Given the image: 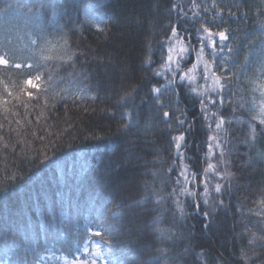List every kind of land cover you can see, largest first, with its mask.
I'll use <instances>...</instances> for the list:
<instances>
[{
  "label": "trees",
  "instance_id": "obj_1",
  "mask_svg": "<svg viewBox=\"0 0 264 264\" xmlns=\"http://www.w3.org/2000/svg\"><path fill=\"white\" fill-rule=\"evenodd\" d=\"M42 2L54 3L57 0H0V6L11 3L22 7L39 5ZM59 2L63 3V0ZM182 2L188 4V0ZM217 2L224 7L225 15L229 7L241 5L239 15L230 20L229 24L233 29H239L232 42L246 44V34L258 31L260 23L264 21V16L257 11L258 8L264 10V0ZM171 3L172 0H71L72 23L68 24V27L72 28V32L67 33V37L72 50L81 53L76 61L77 73L85 72L88 79L83 80L81 77L78 82L77 78L66 77V82L58 84L57 90L67 89L66 104L57 96L55 101L50 99L49 106L45 108L43 99L37 104L35 101L29 102L26 96H21V100L28 103L29 107H14L17 101L12 100L9 107H12L13 112H19V116L9 114L8 120L12 121L10 125L0 112V122L4 124V128L0 130V188L7 189L0 191V264H32L33 258H38V255L68 259L80 255L76 249L83 247V240L65 234V224L69 218L73 222L78 220L79 226L83 228L87 222L100 218L101 213H124L123 220L115 225L121 233L114 237L118 243L105 249L107 261L111 264H143L155 254L157 245L154 243L155 236L152 231L153 218L159 217L158 227L165 232L173 227L174 208L170 204L165 205L166 211H149L145 215H130L143 211V208H115L121 201L130 204L140 199L145 181L155 180L157 187L161 186V178L172 163L170 152L165 150L166 138L159 135L150 136L148 139L154 140V145H141L136 149V155L143 156L146 160L152 161L158 156L162 161L149 163L147 166H144L143 161H127L121 141H118L120 146L112 151L107 140L90 138L93 134L105 136L115 132L116 123L109 120L100 109L113 106V101L121 91V85L125 83V80L121 79L124 75L120 71L121 65L128 66L133 75L138 77L140 73L137 70L147 52L149 40L153 44V58L159 63L160 51L157 41L163 38L162 27L168 24L166 16ZM204 3L210 5L212 0H204ZM232 10L237 11L235 7H232ZM244 12H247V16L240 18ZM47 17V39L50 41L51 54L56 57L59 55V45L62 44L61 37L67 31L64 25L69 17H62L61 13L53 15L51 10ZM101 17L109 21L108 31L104 33L97 32L89 25V21L95 24ZM6 19L10 17L0 15V27L5 25ZM172 20L175 21V14ZM101 27L105 25L102 24ZM26 44L27 36L20 41L13 39L12 48L18 57L17 62L29 57L30 52L25 47ZM192 44L198 47L194 38ZM246 52L248 48L245 46L239 53L241 61ZM257 53L259 54V49ZM193 60L194 53L191 59L186 58L185 68H190ZM26 78L27 73L23 69L0 70V81L6 82L14 94L19 93L22 81ZM243 83L241 81V91ZM197 84H200V81H194L192 87H197ZM45 86L42 84L39 92L35 89L29 90L33 91L34 95H40ZM3 88L4 84L0 83V93ZM73 94L84 97V101L74 104ZM92 96H99L100 99L93 102ZM191 100L192 96L189 95V99L185 101L189 107V118L197 115V108L192 106ZM53 102L56 103L55 109L51 107ZM38 115L39 122L36 119ZM16 120H19L20 124H17ZM201 125L202 121L198 118L195 130L189 137L190 148L186 151V155L192 159L185 161L189 164L190 171L196 172L198 176L207 167L202 159L206 151L204 141L207 139V133ZM243 127L244 125L236 124L230 132V138L240 136ZM41 136L44 137L43 140L39 138ZM53 141L54 145L50 143ZM236 143L239 144V141ZM154 147L159 148L158 154L144 150ZM236 150L245 151L239 147ZM261 150H264V140L256 144L252 154L255 155ZM45 152L54 163H41ZM232 158L236 159L235 156ZM153 171L160 175L154 178L150 174H143ZM171 175L174 180L176 172ZM237 175L243 176L240 180L241 188L233 193L227 216L221 212L210 232L203 230L202 217L196 215L192 207L193 200L198 197L180 198L185 211L190 213L186 222L181 223L191 227H186L185 237L176 241L177 251H182L191 244L193 253H199L201 249L208 253V264H214L216 258H222L224 264H236L230 254L239 256V248L251 247L247 244L250 233L242 238L239 235L246 222L240 221L239 218L243 212L252 221L258 222L261 219L256 213L264 210V206L260 204L264 192L258 183L261 180L258 172L249 174L245 171ZM195 183L199 184V179ZM171 186L169 181L165 191L170 190ZM192 190L202 193L203 188L201 186ZM225 203H228L227 199ZM153 207L152 203L146 205L147 209ZM203 210L204 206L201 204V211ZM114 219L118 220L119 216ZM233 224L237 230L235 238L231 231ZM53 235L55 239L52 238ZM36 243L40 245L38 254L31 250ZM248 255L252 253L248 252ZM258 255L264 260V253L258 251ZM157 259L163 264L160 257ZM185 259L187 264H201V260L192 253ZM181 264L184 262L181 261ZM252 264H259V261L253 260Z\"/></svg>",
  "mask_w": 264,
  "mask_h": 264
},
{
  "label": "snow or ice",
  "instance_id": "obj_2",
  "mask_svg": "<svg viewBox=\"0 0 264 264\" xmlns=\"http://www.w3.org/2000/svg\"><path fill=\"white\" fill-rule=\"evenodd\" d=\"M232 7L237 11H233ZM232 7L228 8L225 15L224 7L219 5L217 0H212L210 5L204 3V0H188L187 5L182 0H172L167 10L168 24L162 27L163 38L157 41L160 51L159 63L157 64L153 58V44L149 40L147 52L137 70L140 73L138 77L133 75L128 66L121 65L120 71L124 74L121 79L125 80V83L121 85V91L113 101V106L100 109L101 113L116 123L115 132L105 136L93 134L90 137L107 140L112 151L120 146L118 141L123 142L122 151L127 161H143L144 166L162 161L158 156L152 161L146 160L143 156L136 155V149L141 145H154L155 141L148 139L150 136L159 135L166 138L165 150L170 152L172 163L161 178V186L157 187L155 180L145 181L140 199L130 204L121 201L115 205L117 209L125 207L144 209L130 215H145L149 211L163 212L167 210L166 204L174 208L173 227L166 232L158 227L159 217L153 218L152 231L157 246L155 254L143 264H160L157 257L163 260V264H181V261L187 264L185 258L190 253L200 259L201 264H208L206 259L208 253L204 249L199 253H193L191 244L182 251L176 249V241L185 237L186 227L189 229L191 227L181 223L186 222L190 215L185 211L181 197H198L193 200L192 207L195 214L202 217L203 230L210 232L221 212L227 216L231 208L232 195L241 188L240 180L243 176H238L237 173L258 172L261 177L258 183L264 192V150L252 154L256 144L264 140V21L260 23L258 31L246 34L248 35L246 44H235L232 41L239 29H233L229 21L239 15L241 5L236 4ZM71 8V0H63V3L59 0L54 3L42 2L39 5L22 7L11 3L0 6V15L10 17L6 19L5 25L0 27V70L23 69L27 73V78L22 81L17 94H14L6 82L0 81L4 84L3 92L0 93V112L4 114L5 120H8L9 114L19 116V112H13L12 107H9L12 100L17 101L14 107L22 106L25 109L29 104L22 101L21 96H26L29 102L35 101L37 104L43 99L45 108L49 106V100L55 101L57 96L66 104L67 89L57 90L58 84L66 82V77L77 78L78 82L81 77L83 80L88 79L85 72L77 73L76 61L81 53L72 50L67 37V33L72 32V28L68 27V24L72 23ZM49 10L53 15L61 13L62 17H69L64 25L67 31L61 37L62 44L59 45L60 51L56 57L51 54L50 41L47 39L46 20ZM257 11L264 16V10L258 8ZM14 12L17 15H12ZM173 14L175 21L172 20ZM245 16L247 12L240 15V18ZM108 23L109 21L103 17L95 24L89 21V25L99 33L108 31ZM102 24L105 27H101ZM24 36H27L25 47L30 55L27 60L17 62L18 57L12 48L13 39L20 41ZM193 38L198 42V47L192 44ZM245 46L248 52L241 61L239 53ZM193 53L191 67L185 68L186 58L191 59ZM54 60L59 62L55 63ZM194 73L196 75H193ZM194 81H203V84L192 87ZM241 81L244 82L243 91ZM42 84L46 86L40 95H34L33 91L29 90L35 89L39 92ZM189 95L192 96V106L197 108V115L191 118L188 104L185 103ZM99 99V96L91 97L93 102ZM77 101L83 102L84 97L73 94L72 102L76 104ZM51 107L55 109L56 103L53 102ZM198 118L207 133V139L204 141L206 151L202 157L207 167L199 176L196 172L190 171L189 164L185 163L192 159L186 155V151L190 148L189 137L195 130ZM36 119L39 122L40 115ZM15 122L20 124L19 120ZM8 123L10 125L12 121L8 120ZM236 124L244 127L241 129V135L233 139L230 138V132ZM3 128L4 124L0 122V130ZM39 138L44 139L43 136ZM237 140L239 144L236 143ZM50 143L54 145V141ZM238 147L245 151H237ZM144 150L159 153L158 147ZM55 151L54 147V154ZM43 155L44 160L41 163L55 162L46 152ZM233 156L236 159H233ZM173 172H176L174 180L171 175ZM143 174H150L154 178L160 175L155 171ZM197 179L199 184L195 183ZM169 181L172 186L170 190L165 191ZM201 186L202 193L192 190ZM6 190L0 188V191ZM225 199L228 200L227 204ZM148 203H152L154 207L147 209ZM201 204L204 206L203 211ZM260 204L264 206V198L260 200ZM256 215L261 217L258 222L250 220L243 212L240 214V221L246 222L239 235L242 238L250 233L247 244L251 247L239 248V256L235 253L230 254L236 264H252L253 260L264 264V260L258 255V251L264 253V210L257 212ZM117 216L119 219H114ZM123 217V212L101 213L100 218L87 222L83 228L79 226L78 220L73 222L69 218L65 224V234L82 239L83 247L76 249L80 256H74L67 264H111L107 261L105 249L118 243L114 237L121 233L115 225L121 222ZM231 231L235 238L237 231L235 224ZM188 235L191 236L190 230ZM45 238L48 239L47 236ZM52 238L55 239V235ZM39 248L40 245L36 243L31 250L38 254ZM248 252L252 255H248ZM44 259V256L38 255V258H33L32 264H43ZM214 264H224V261L222 258H216Z\"/></svg>",
  "mask_w": 264,
  "mask_h": 264
},
{
  "label": "rangeland",
  "instance_id": "obj_3",
  "mask_svg": "<svg viewBox=\"0 0 264 264\" xmlns=\"http://www.w3.org/2000/svg\"><path fill=\"white\" fill-rule=\"evenodd\" d=\"M203 84V81H200V85ZM78 256H80L78 254ZM77 256V257H78ZM45 259L43 261V264H67L68 261H71L72 258L68 259V258H60V257H57V258H53L52 256H44Z\"/></svg>",
  "mask_w": 264,
  "mask_h": 264
}]
</instances>
